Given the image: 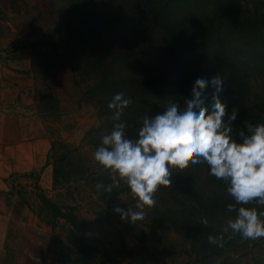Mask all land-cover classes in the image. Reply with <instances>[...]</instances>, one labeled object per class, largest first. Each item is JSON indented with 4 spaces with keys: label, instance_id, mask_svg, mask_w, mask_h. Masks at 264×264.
Segmentation results:
<instances>
[{
    "label": "trees",
    "instance_id": "obj_1",
    "mask_svg": "<svg viewBox=\"0 0 264 264\" xmlns=\"http://www.w3.org/2000/svg\"><path fill=\"white\" fill-rule=\"evenodd\" d=\"M108 1L65 0L58 13L57 30L32 45L29 64L34 107L41 121L55 123L65 112L52 86L61 66L77 89L76 109L88 104L99 119V124L86 130L80 141L92 152L101 146L102 136L113 129L115 121L110 119L113 111L108 104L114 94L124 92L133 101L121 121L127 125L126 137L135 140L142 117L158 114L156 102L162 99L167 106L175 102L183 108L197 78H226L220 100L226 106L225 122L237 110L230 134L234 140L242 142L241 131L251 134L245 123L264 124V104H255L248 80L249 75H256L264 82V14L257 13L254 7L258 0H126L112 7ZM153 33L156 39L152 44L169 73L148 69L143 59L141 51L149 45ZM43 80L50 84L38 85ZM213 91L211 86L205 90L209 112ZM44 166L50 167L52 191L74 182L90 187L99 204L97 215L103 220L114 217L132 241L141 244L144 230L178 235L188 245L185 264H220L233 255L248 256L264 244V238L244 240L231 230L224 233L227 220L236 217L235 212L227 211V206L235 201L227 193L229 183L211 176L206 163L202 183L191 180L188 168L172 169V184L159 188L154 195L156 204L146 208L145 218L136 222L122 219L115 212L116 207L129 210L130 203L134 205L132 210L138 211L127 184L121 181L110 193L98 189V184L107 186L114 177L96 161L91 169L77 146L50 138ZM36 179L35 176L34 190L40 211L48 217L51 227L61 221L63 261L93 264L96 248L86 233L87 223L72 206L61 208L46 198ZM18 189L16 183L8 192H0V196L7 198ZM235 206L255 208L258 214L264 212V206L255 202ZM35 216L42 219L40 213ZM202 218L208 219L206 226L201 223ZM209 236H223L224 246L210 244Z\"/></svg>",
    "mask_w": 264,
    "mask_h": 264
},
{
    "label": "clouds",
    "instance_id": "obj_2",
    "mask_svg": "<svg viewBox=\"0 0 264 264\" xmlns=\"http://www.w3.org/2000/svg\"><path fill=\"white\" fill-rule=\"evenodd\" d=\"M226 78L219 75L209 79L197 78L191 89V98L181 108L178 103H169L163 114L142 117L138 139L126 137V124L121 121L124 110L132 99L124 92L113 95L108 108L113 111L115 121L110 134L102 136V144L94 152V160L104 170L110 171L114 179L98 189L111 192L123 181L130 189L138 211L120 207L115 212L122 219L131 222L145 218V209L156 204L155 193L161 186L172 184V169L184 170L190 164L206 163L210 175L229 183L227 193L235 204L227 206L228 212H235V219L226 222L224 233L231 230L244 240L264 238V212L255 208H237L255 202L264 206V124L253 126L245 123L250 135L239 133L242 142L230 135L237 110H233L224 121L226 106L220 100ZM211 86V112L205 106V90ZM201 223L207 225V218ZM209 243L224 246L223 236H209Z\"/></svg>",
    "mask_w": 264,
    "mask_h": 264
},
{
    "label": "rangeland",
    "instance_id": "obj_3",
    "mask_svg": "<svg viewBox=\"0 0 264 264\" xmlns=\"http://www.w3.org/2000/svg\"><path fill=\"white\" fill-rule=\"evenodd\" d=\"M126 0H109L107 5H120ZM65 0H0V37L8 39L15 46L33 53L32 45L41 39L47 38L50 33L57 30L60 19L58 13L64 7ZM254 7L257 13L264 14V0H258ZM156 35L152 34L149 45L141 51L148 69L157 68L163 73L166 64L160 52L153 46ZM153 43V44H152ZM145 68V65H144ZM47 75V74H46ZM251 95L256 105L264 104V82L256 75H249ZM34 83V82H33ZM47 81H39L41 87L47 86ZM55 87L60 105L64 109L63 115L55 123L50 120L42 122L49 138H58L79 148V153L94 168V152L85 144L81 143L83 133L91 127L99 124L94 109L88 104H82L76 109L74 101L77 98V89L70 84V74L65 68L59 66ZM160 99L156 102L157 113L163 114L167 105ZM205 163L190 164L191 180L194 183L203 182L206 173L203 171ZM22 195L15 200L14 204V227H20L21 213L24 212L25 204L31 206L32 212L41 214L42 219L35 223V235H32L35 243V255L44 259V264H66L61 255L64 249L63 234L60 230L61 221L58 220L53 227L50 226L47 216H44L39 208L37 198L22 187ZM27 193V194H26ZM43 195L61 208L72 206L75 214L87 223L86 233L93 239L96 248L93 264H185L188 259V245L175 233H153L144 230V241L138 244L132 241L120 228L114 217L107 220L101 219L97 213L99 204L92 189L81 182H74L67 187L52 191L47 190ZM122 200L128 198L122 196ZM136 205V203H135ZM134 207L130 203L129 210ZM133 211V210H132ZM20 229V228H19ZM220 264H264V244L259 251L253 250L245 257L239 254L223 259Z\"/></svg>",
    "mask_w": 264,
    "mask_h": 264
},
{
    "label": "crops",
    "instance_id": "obj_4",
    "mask_svg": "<svg viewBox=\"0 0 264 264\" xmlns=\"http://www.w3.org/2000/svg\"><path fill=\"white\" fill-rule=\"evenodd\" d=\"M29 57L27 50L0 37V192L18 183L34 195L35 176L43 192L51 189L50 167L44 166L50 138L35 112ZM20 195L0 196V264H44L35 255L37 218L29 204L20 215L21 226L14 227Z\"/></svg>",
    "mask_w": 264,
    "mask_h": 264
}]
</instances>
